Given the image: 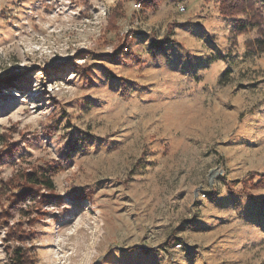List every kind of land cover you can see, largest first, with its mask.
<instances>
[{"label": "rangeland", "instance_id": "obj_1", "mask_svg": "<svg viewBox=\"0 0 264 264\" xmlns=\"http://www.w3.org/2000/svg\"><path fill=\"white\" fill-rule=\"evenodd\" d=\"M219 2L0 0V187L55 172L0 264H264V1Z\"/></svg>", "mask_w": 264, "mask_h": 264}, {"label": "trees", "instance_id": "obj_2", "mask_svg": "<svg viewBox=\"0 0 264 264\" xmlns=\"http://www.w3.org/2000/svg\"><path fill=\"white\" fill-rule=\"evenodd\" d=\"M138 1L139 4H141L144 7H154L159 1L161 0H135ZM178 3H182L186 0H174ZM264 0H220L219 2V11L220 14H222L225 17H230L236 19L237 17H244L245 21H248L251 23V25H260L263 23V18L261 17L260 11L258 9L259 2ZM245 21L243 19L237 20L238 23H240L241 31H246ZM249 24V23H248ZM239 25V24H238ZM261 36L264 37V31H261ZM248 46L250 47H256L260 51L264 52V38L257 39L254 42H248ZM54 170L52 169H33L31 171L23 173L21 176L22 179L25 180V186L21 187V191L19 193H14V190H10L9 187H12L11 182L4 183L0 187V203L1 198H4L2 201L8 202V208H6L3 213L0 214V222H2V225H6L8 223V220H12L14 218V214L12 212L16 208L13 205L16 204V202H21L22 198L26 197L27 195L30 196V198H33V193L37 194L41 191V188L44 190H47L45 194H43L40 197V204L47 203L50 199H52V192L55 190L54 181L52 179V175L54 174ZM247 184L244 186L246 187ZM260 186L264 187V180L260 182L258 185L255 186V188H259ZM50 191V192H48ZM243 194V192H241ZM23 218L30 220V215L28 213L22 214ZM31 224L33 222L29 221ZM23 223L18 222L16 227H12L11 229H8L7 232V242L11 241L10 239H15L16 241L22 242V245H24L28 240V235L26 234L25 227H22ZM8 227V226H7ZM13 258L11 259L10 264H29L26 255V250L23 249L22 246L14 247V250H12Z\"/></svg>", "mask_w": 264, "mask_h": 264}, {"label": "built area", "instance_id": "obj_3", "mask_svg": "<svg viewBox=\"0 0 264 264\" xmlns=\"http://www.w3.org/2000/svg\"><path fill=\"white\" fill-rule=\"evenodd\" d=\"M139 6H141V5L139 4Z\"/></svg>", "mask_w": 264, "mask_h": 264}]
</instances>
